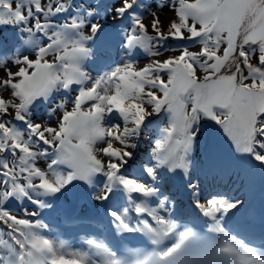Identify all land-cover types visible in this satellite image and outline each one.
Wrapping results in <instances>:
<instances>
[{"label":"snow or ice","instance_id":"obj_1","mask_svg":"<svg viewBox=\"0 0 264 264\" xmlns=\"http://www.w3.org/2000/svg\"><path fill=\"white\" fill-rule=\"evenodd\" d=\"M225 159L264 182V0H0V264H264Z\"/></svg>","mask_w":264,"mask_h":264},{"label":"rangeland","instance_id":"obj_2","mask_svg":"<svg viewBox=\"0 0 264 264\" xmlns=\"http://www.w3.org/2000/svg\"><path fill=\"white\" fill-rule=\"evenodd\" d=\"M143 62H147L146 59L142 60V63ZM146 139L148 138L146 137ZM224 152H227L226 147H224ZM211 167H222L226 169V175H224L223 180H220L218 176L216 179H213L210 175L205 181V185L208 188L218 187L225 191H230L236 196L244 198L246 200L245 207L248 206L251 201H255V198L259 199L257 205L255 206L257 213L246 225V229H248L251 221L254 224L256 223L252 228V231H255L254 228L260 226V218L261 215L264 214V182L261 181L259 175H256L250 182L249 178L245 174L244 166L239 162L230 161L227 159L222 161H213ZM73 196L74 198H77V196ZM259 207L260 209H258Z\"/></svg>","mask_w":264,"mask_h":264},{"label":"bare ground","instance_id":"obj_3","mask_svg":"<svg viewBox=\"0 0 264 264\" xmlns=\"http://www.w3.org/2000/svg\"><path fill=\"white\" fill-rule=\"evenodd\" d=\"M71 198H74V196L69 194L67 200L62 203L60 209H58V211L50 217V220L54 226V229L59 230L60 232H62L64 234H66L67 232L76 234L77 231H79V229L76 226H74L71 223V221L67 222L66 219H68L69 217L75 215L76 213L82 214L85 211L92 213V214H96L98 212L97 209L91 207L90 205L84 204L79 199V197H77L74 200V203H69ZM258 201H259V199L255 198V201H251L250 204L248 206H246L244 209H242L241 212L234 218V223H236L240 227V229L244 232L252 231V228L256 224V223L254 224L251 221L249 224V228L246 229L247 223L257 213L255 206L257 205ZM67 203H69V204H67ZM65 204H67V205L64 206ZM258 209H260V207ZM63 224H65V225H63ZM96 227L103 228V224L98 223L96 225ZM254 230H255L254 232H256L257 234L259 233V227L254 228ZM69 236H72V234H70ZM137 243H139V242L137 241Z\"/></svg>","mask_w":264,"mask_h":264}]
</instances>
